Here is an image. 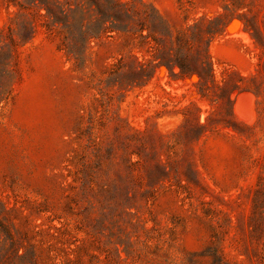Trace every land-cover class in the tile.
I'll return each mask as SVG.
<instances>
[{
	"label": "rangeland",
	"instance_id": "374dc122",
	"mask_svg": "<svg viewBox=\"0 0 264 264\" xmlns=\"http://www.w3.org/2000/svg\"><path fill=\"white\" fill-rule=\"evenodd\" d=\"M117 1L0 0L4 223L29 264H264V0Z\"/></svg>",
	"mask_w": 264,
	"mask_h": 264
},
{
	"label": "trees",
	"instance_id": "16d2710c",
	"mask_svg": "<svg viewBox=\"0 0 264 264\" xmlns=\"http://www.w3.org/2000/svg\"><path fill=\"white\" fill-rule=\"evenodd\" d=\"M89 2L91 5H95L98 10H100L101 7L107 5L108 11H110L108 15L110 17H113L114 19H117V17H119V15H121L122 12H124L121 7V4L117 0H89ZM117 28H118L117 26H111V29H117ZM87 32L89 33L88 38L95 37V34L91 32L90 28L87 29ZM165 61L162 60V63L169 64L171 67L175 64L181 69V71H183L182 70L183 65L181 64V62H179V60H165ZM4 214H5V209L1 208L0 209V244H1L0 264L2 263V261H5L4 258L7 251L6 253H2L1 249L5 248L7 239L11 240V245L9 247V250L14 255V257H16V260L21 264H29L30 262L28 260V257H29V253L31 252L27 248H25V246H23L18 239H15L13 237L7 224L4 223L3 221L4 219H6ZM1 233H4L5 235V237H2V240H1ZM21 248H24L23 252H20Z\"/></svg>",
	"mask_w": 264,
	"mask_h": 264
}]
</instances>
